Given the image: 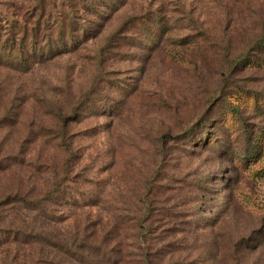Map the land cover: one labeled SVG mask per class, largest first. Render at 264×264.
Returning <instances> with one entry per match:
<instances>
[{"label": "rangeland", "instance_id": "obj_1", "mask_svg": "<svg viewBox=\"0 0 264 264\" xmlns=\"http://www.w3.org/2000/svg\"><path fill=\"white\" fill-rule=\"evenodd\" d=\"M78 1L94 38L0 48V264H264V0Z\"/></svg>", "mask_w": 264, "mask_h": 264}, {"label": "trees", "instance_id": "obj_2", "mask_svg": "<svg viewBox=\"0 0 264 264\" xmlns=\"http://www.w3.org/2000/svg\"><path fill=\"white\" fill-rule=\"evenodd\" d=\"M4 1L5 8L0 12V48H8L12 53L17 52L22 58V65H27L29 61L26 55L30 53L33 57L39 54L41 59L38 62L42 63L44 59L57 57L69 47L75 49L78 46V40L94 38L98 33L97 27H94L89 19L76 20L78 16L74 5L77 2L73 3L72 0H21L31 5L27 10V13L31 14L30 24L24 18H16V14L11 12L15 8L14 0ZM78 2L77 7L80 5L83 12L93 9L95 12L93 15L102 20L109 15L108 10L115 11L123 6L126 0H80ZM100 23L97 21L96 25L99 26ZM1 32L4 33L1 34ZM76 32L81 33V37L76 36ZM4 38L6 40L1 42ZM249 64L252 65L251 62Z\"/></svg>", "mask_w": 264, "mask_h": 264}]
</instances>
